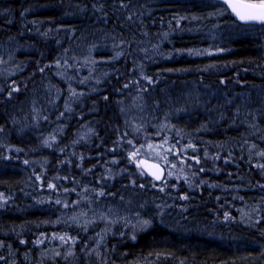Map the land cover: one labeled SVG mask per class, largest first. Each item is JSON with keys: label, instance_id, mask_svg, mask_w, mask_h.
Here are the masks:
<instances>
[{"label": "trees", "instance_id": "trees-1", "mask_svg": "<svg viewBox=\"0 0 264 264\" xmlns=\"http://www.w3.org/2000/svg\"><path fill=\"white\" fill-rule=\"evenodd\" d=\"M120 3L0 0V264H264V101L241 103L237 85L264 86V26L210 0ZM86 56L109 75L89 79ZM131 108L194 177L181 209L182 190H157L128 158L142 143ZM73 211L151 222L103 232L68 223Z\"/></svg>", "mask_w": 264, "mask_h": 264}, {"label": "rangeland", "instance_id": "rangeland-1", "mask_svg": "<svg viewBox=\"0 0 264 264\" xmlns=\"http://www.w3.org/2000/svg\"><path fill=\"white\" fill-rule=\"evenodd\" d=\"M221 14H222L221 12L220 13L219 12L214 13V14H211L210 17L213 16V17L217 18ZM209 53H210L209 51H205V52L200 53L199 55L203 56V55H207ZM81 61H83V64L85 65V66H82V68H83L82 70L84 71V73L86 74V76L89 79H90V77H92V75H94V77L100 76L98 79H102L104 76L109 75V73L104 72V70H101V72L98 75L96 74L97 70L95 69V64L100 63V65H101L103 60H101V61L100 60H92L90 56H86L83 59H81ZM61 63H62L61 64V66H62V65H64L65 62L61 61ZM215 70H216L215 67L207 66L203 70V73L205 72V74H208L210 72H214ZM223 74H224V77H226L228 75V73H223ZM214 75L218 78L217 83L220 85V86H218V89L219 90L225 89V90L229 91L228 95L224 94L225 91H224V93H221V94H223V97L232 96V89H233V91L235 90V85L237 82L234 81V83H231L232 81L230 82V80H228V82H229L228 87L230 86V88H225L226 87L225 85L227 84V82H226L227 80L225 78L224 79L219 78L221 76L218 73L214 74ZM219 79H221V80L218 81ZM81 85L84 86V83H81ZM85 85H87V84H85ZM237 85L240 88L247 87L244 94H242V93L240 94L239 100H241V103L242 102L245 103L247 101V100H245V98L250 100L251 95L253 96V98H255L256 104H261L264 101V86L259 87V88H252V87H249L248 84L240 83ZM193 87L191 88L193 93H188V94H194V95L198 96L197 92L195 91V89ZM233 97L235 98L236 96H233ZM252 112L253 111H251V110H249V112H248L249 119L254 117V114ZM130 116L134 118L131 122L133 123V127L137 128V129L135 128V131L138 132V135H139V136H137V138L139 139L140 142H142L141 144H138L136 147V148L140 149V154L136 157V161L139 157H145L149 160H153L155 162H158L165 167V170H166L165 180L161 183V186L157 187L156 189L159 191H161V189H163V191H165V192L166 191L167 192L173 191L174 193L182 190V193H183L182 196L176 200L174 199V202H176L179 205V208L181 209L182 207L180 206V204H183L185 202V199H186V198H182V197H186V191L193 189L192 182L190 181V179H192L194 177H192L190 172H187V169L184 167L183 163L176 164L174 168L171 167V165L174 164L172 158H176L177 154H175V152L173 150L168 151V149H171L170 146L159 147V145H162V144L157 142V140L155 138L157 136V134H153L149 130L152 126L151 124L142 123V126H141V123L139 122V117L137 116V114L134 111H132V108H131ZM85 134L86 133L84 132L83 136H85ZM149 144H151L153 147L149 148L148 147ZM165 157H166V159H164ZM128 158H129V153H128ZM181 160H183L186 163L184 158L181 157L179 161H181ZM130 161H131V164L137 168L136 162H133L132 160H130ZM189 161H191V160H189ZM206 167H209V168L207 169ZM197 168H198V171L200 169H203V171L197 172L199 175L201 173H205V171H206V173L212 174L214 176V175H216L215 172H217L215 167H214V164H212L211 162L207 163V161L201 167H200V164L197 163ZM190 169L191 168L188 167V170H190ZM169 172L172 173L171 176L168 175ZM199 180L202 181V178L200 176H199ZM209 184L212 185V183H209ZM207 187H209V186H207ZM209 188L214 189V187H212V186ZM221 189L224 190V188H221ZM224 195L226 197H228L229 199L233 198V193H231V194L225 193ZM78 208L74 207L75 210H77ZM227 209H230V205L227 206ZM257 211H258L257 207H254L251 204H248L244 207H241L240 209L235 208V213L237 215L238 220H241V218H242L243 222H245V223H247L248 220L250 221L251 215H254L255 213H257ZM151 212H152V214L155 212L154 208L152 209ZM160 213H161V211H159V210L156 211V214H155L157 216L156 219L159 218ZM218 213H222V211L219 210ZM61 219L64 220L62 217H61ZM145 220L149 221V224L147 226L144 225ZM67 222L74 224V225H80L83 228H88L93 222H97L99 224L98 226L100 227L99 229H101V231L105 232V231H111V230L116 229L119 232V234H122V231L124 229L123 227L126 226V228H128L130 230V235H131V233H134L135 231H137L138 228H141L144 230V229H147L148 227H150L151 220L148 218L131 217V215H125L124 216V214H119V213H116L114 211H107L103 214L100 212L95 213V214L89 213V215L85 214V213L83 214V212L73 211L71 218H69ZM60 236H64V235H60ZM65 240H66V238H65ZM76 244H77V240L75 238H71L69 243H68V246H74ZM37 262L39 263L38 259H37ZM132 264H138V263H132Z\"/></svg>", "mask_w": 264, "mask_h": 264}, {"label": "snow or ice", "instance_id": "snow-or-ice-1", "mask_svg": "<svg viewBox=\"0 0 264 264\" xmlns=\"http://www.w3.org/2000/svg\"><path fill=\"white\" fill-rule=\"evenodd\" d=\"M131 0H128V3H125L124 0H121L120 7L121 8H128ZM223 3L227 5V9H230L232 14L242 23L245 24H251V23H258V24H264V0H223ZM128 20H132V15H128ZM196 55H199V52L195 53ZM152 81L149 80V83ZM127 87V85H125ZM128 143H132L131 141H128ZM164 143H167V140L164 141ZM142 147V146H141ZM149 148H152L153 146L151 144L148 145ZM159 147H163V145H159ZM173 148L175 145L172 146ZM188 147L193 148V145L189 144ZM172 149H168V151H171ZM193 150H195L193 148ZM140 154V149L136 148L134 151L129 153V159L133 162H136L137 168H144V171H147L155 180H160L161 176L163 174L162 169L158 164H154L151 166H146V163L144 160L136 161V157ZM262 156H264V152L261 153ZM166 159V157L164 158ZM184 161L181 160L180 163H183ZM199 159H196V163H199ZM171 167H175V164H172ZM191 167V165H189ZM260 167L264 168V165H260ZM152 169H155L154 171ZM199 171H203V169H200ZM143 175V172L141 173ZM169 176L172 175L171 172L168 173ZM39 179V177H37ZM143 185H141L142 187ZM49 188H55V185L49 184ZM163 191V189H161ZM100 195H103L101 192ZM2 196V194H0ZM186 198V197H182ZM59 202V201H57ZM149 224V221L145 220L144 225L147 226ZM61 241L65 240L64 236L58 237ZM21 243H24V241H21Z\"/></svg>", "mask_w": 264, "mask_h": 264}, {"label": "water", "instance_id": "water-1", "mask_svg": "<svg viewBox=\"0 0 264 264\" xmlns=\"http://www.w3.org/2000/svg\"><path fill=\"white\" fill-rule=\"evenodd\" d=\"M212 1L221 4V5L225 8V10L229 13V15L232 17V19H233L235 22H237L238 24H240V25H244V26H247V25H262V26H264V24H258V23H251V24H245V23H242L241 21H239V20H238L233 14H232V12H231L230 9H227V5L223 3V0H212ZM140 160H144L145 163H146V166H151V165H154V164H158V165L160 166V168L162 169V172H163V174H162L160 180H155V179L153 178V176H151L147 171H144V168H139V169L141 170V172H143V174H144L147 178H149L150 180H152L155 184H159V183H161V182L163 181L164 177H165V169H164V167H163L160 163H158V162H155V161H152V160H149V159L143 158V157H140V158L137 160V162L140 161ZM152 170L154 171L155 169H152Z\"/></svg>", "mask_w": 264, "mask_h": 264}]
</instances>
